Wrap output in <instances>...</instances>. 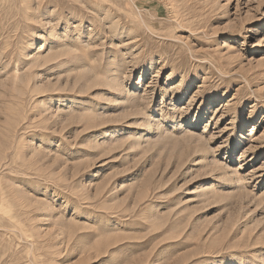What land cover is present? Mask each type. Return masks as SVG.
Listing matches in <instances>:
<instances>
[{
  "label": "rangeland",
  "instance_id": "rangeland-1",
  "mask_svg": "<svg viewBox=\"0 0 264 264\" xmlns=\"http://www.w3.org/2000/svg\"><path fill=\"white\" fill-rule=\"evenodd\" d=\"M0 264H264V0H0Z\"/></svg>",
  "mask_w": 264,
  "mask_h": 264
}]
</instances>
